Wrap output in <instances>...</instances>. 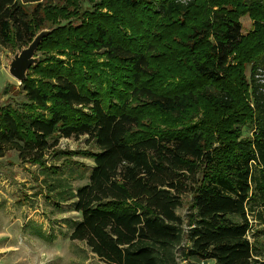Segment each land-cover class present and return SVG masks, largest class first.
<instances>
[{"label": "trees", "instance_id": "trees-1", "mask_svg": "<svg viewBox=\"0 0 264 264\" xmlns=\"http://www.w3.org/2000/svg\"><path fill=\"white\" fill-rule=\"evenodd\" d=\"M83 1L98 7L74 26L59 21L68 11L53 0H0V45L21 48L58 26L38 51L107 58L69 67L41 54L20 86L26 101L0 108V157L15 151L56 175L48 159L64 157L69 178L87 180L44 184L80 214L70 239L106 264H264L249 236L264 224V0ZM201 102L221 113L215 140L207 115L166 130L144 118L181 119ZM81 136L86 149L56 150Z\"/></svg>", "mask_w": 264, "mask_h": 264}, {"label": "rangeland", "instance_id": "rangeland-1", "mask_svg": "<svg viewBox=\"0 0 264 264\" xmlns=\"http://www.w3.org/2000/svg\"><path fill=\"white\" fill-rule=\"evenodd\" d=\"M52 4L63 6L68 11L67 15L64 14L59 18V21L62 24L70 22L74 26H79L83 18L87 17L85 11L90 12L98 7L83 0L79 3L53 0ZM241 20L244 32H249L253 27L251 18L245 15ZM48 25L49 23L46 24ZM15 51L16 49L12 47L0 45V108L14 109L26 101L24 94L21 93V84L8 72L10 59ZM63 51L55 48L48 52L38 51L37 55L55 56L69 67L92 57V54L85 56L71 48ZM92 58L99 66L107 62V58L100 53L94 54ZM83 66H87L86 63H83ZM161 68L164 71L166 69L164 66ZM247 70L249 73V69ZM261 77L264 78V74ZM169 80L166 85L171 82ZM206 115L212 120L210 130L215 140L219 128L217 122L221 113L209 110L208 105L203 102L181 119L157 110L144 118L147 124L151 121L154 128L166 130L192 123L201 124ZM250 134V128L245 127L244 136ZM87 147H89L87 137L81 136L61 138L56 150L73 151ZM48 160L60 166L62 174L46 173L39 165L22 163L15 151L0 157V264H106L89 249L85 242L70 239L72 225L81 219L80 214L74 211L71 201L55 204L47 197L48 190L44 184L46 177L49 181L54 178L69 180L73 187L83 185L87 180L69 178L71 167L66 164L64 157L56 159L51 157ZM73 160L85 164L87 170L94 165L91 158L81 155L74 156ZM190 205L191 196L186 195L182 207L177 210L178 215L185 219ZM253 231L249 236L252 241L256 240L259 251L264 255V224L254 223ZM257 231L258 234L255 233Z\"/></svg>", "mask_w": 264, "mask_h": 264}, {"label": "water", "instance_id": "water-1", "mask_svg": "<svg viewBox=\"0 0 264 264\" xmlns=\"http://www.w3.org/2000/svg\"><path fill=\"white\" fill-rule=\"evenodd\" d=\"M57 28L58 26L43 28L28 45L17 48L15 54L11 56L8 72L20 84L28 78L29 69L40 63L41 56L37 55V52L41 42Z\"/></svg>", "mask_w": 264, "mask_h": 264}]
</instances>
